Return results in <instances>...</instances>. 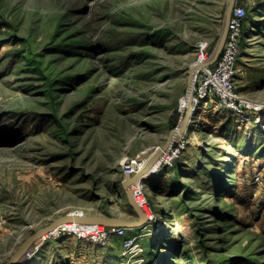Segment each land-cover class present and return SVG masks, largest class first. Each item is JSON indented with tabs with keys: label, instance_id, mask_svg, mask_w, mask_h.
<instances>
[{
	"label": "rangeland",
	"instance_id": "374dc122",
	"mask_svg": "<svg viewBox=\"0 0 264 264\" xmlns=\"http://www.w3.org/2000/svg\"><path fill=\"white\" fill-rule=\"evenodd\" d=\"M240 1L237 104L194 106L139 186L148 222L106 242L104 224L61 225L23 264H264V0ZM227 3L0 0V264L61 215L138 218L123 159L180 126Z\"/></svg>",
	"mask_w": 264,
	"mask_h": 264
},
{
	"label": "water",
	"instance_id": "95a60500",
	"mask_svg": "<svg viewBox=\"0 0 264 264\" xmlns=\"http://www.w3.org/2000/svg\"><path fill=\"white\" fill-rule=\"evenodd\" d=\"M236 0H228L226 12H225V19L223 28L221 31V35L218 41V44L215 48L214 54L211 57L209 61H207L208 65L214 64L217 59L220 57L221 52L224 48L225 41L228 35L229 26H230V20L232 15L233 6ZM193 72H194V65H191L189 68V78H188V87L189 90L192 85V79H193ZM194 96L193 92L190 96V104L187 108L186 115L182 121V123L179 126V132L185 133L187 130V127L190 122L191 115L194 111ZM175 130H171L170 135L167 139V141L161 145L145 162V164L141 167V169L135 173V174H125L123 180H122V186L125 189L128 197V201L131 203V205L134 207V209L137 211L138 218L137 219H125L121 217H106V216H100V215H87V214H80V213H68L59 216L58 218L54 219L51 223L44 225L38 229H36L31 235H29L18 247V249L8 258L6 262L3 264H23L25 261V257L28 256V250L32 248V245L45 236V234L50 233L54 231L59 225L67 223V222H77V223H86V224H104L106 226L109 225H118V226H126L128 228L133 227H139L143 226L148 222V215L146 212L142 209V207L139 206L138 201L135 197V191L136 187L138 186V182L140 181V178L143 177V175L150 169L152 166L159 161L163 151L167 149L170 144L172 143V137Z\"/></svg>",
	"mask_w": 264,
	"mask_h": 264
},
{
	"label": "built area",
	"instance_id": "2783aa9c",
	"mask_svg": "<svg viewBox=\"0 0 264 264\" xmlns=\"http://www.w3.org/2000/svg\"><path fill=\"white\" fill-rule=\"evenodd\" d=\"M246 15V6L240 0H237L234 5V12L232 14V18L230 20V28L228 31V35L225 41L224 48L222 53L224 57L220 60V57L216 61V68H211L210 73L203 71L201 73V78L198 81L194 82L195 85V97L194 106L198 105V102L202 99H205L206 96L212 98L215 96L217 100L221 101L222 105H227L231 108H234L237 104V100L239 99L238 94L236 93V83H234V76L236 74L235 65L237 62V56L240 52V47L238 44L241 43V36L243 35V24L244 17ZM229 42L227 43V41ZM233 42V43H232ZM206 48V42H204L201 46V49ZM226 49V51H224ZM221 53V54H222ZM201 55V54H200ZM221 56V55H220ZM228 63V64H226ZM232 63V64H230ZM226 64V65H223ZM200 74V73H198ZM200 104V103H199ZM174 143L172 142L168 149L163 153L160 157V161L165 165L170 163L172 159V154H174ZM143 157H139L132 160H126L123 163V171L125 174H134L138 172L141 167L145 164L143 163ZM141 188V187H140ZM139 187L136 189V195L140 196L141 189ZM145 203V201H142ZM99 225V224H98ZM109 226H104V230L108 229ZM119 228L120 232L123 230V227H112L105 232L102 231L101 237H104V241L106 242L109 236L113 235L115 229ZM103 229L102 227L100 228ZM119 232V233H120Z\"/></svg>",
	"mask_w": 264,
	"mask_h": 264
},
{
	"label": "bare ground",
	"instance_id": "6f19581e",
	"mask_svg": "<svg viewBox=\"0 0 264 264\" xmlns=\"http://www.w3.org/2000/svg\"><path fill=\"white\" fill-rule=\"evenodd\" d=\"M236 2H237V0L235 1V3H234V5L236 4ZM248 11V10H247ZM233 12H234V6H233V10H232V14H233ZM231 18H232V15H231ZM245 22V21H244ZM250 24H248V26H249ZM213 54H214V52L207 58V59H205V60H201V61H198V62H196V63H194L193 65H194V72H193V79H192V85H191V88H190V90L188 91V106H189V104H190V96H191V93L193 92V96L195 95V88H194V85H193V83H194V79H195V74H196V70H198V69H200V68H205L203 71H205V72H208V73H210V71H211V68H213L215 65H213L212 67H209L210 65H208L207 64V61H209L210 59H211V57L213 56ZM219 59V58H218ZM217 59V60H218ZM226 64H228V63H226ZM226 64H223V65H226ZM230 64H232V63H230ZM203 71H202V73H203ZM237 93V92H236ZM238 94V93H237ZM193 104H194V101H193ZM192 116V115H191ZM190 120H191V118H190ZM175 130V132H174V134H173V137H172V142H174V141H176L177 139H179V138H181V137H183V134L181 133V132H179V127H177V128H175L174 129ZM159 148V147H158ZM157 148V149H158ZM156 149V150H157ZM168 149V148H167ZM167 149H165L164 151H163V153H165V151L167 150ZM155 149H152L149 153H146V152H144L143 153V155H141V158L143 157L144 159H142L143 161V163H145L146 161H147V159L156 151ZM151 152H153L152 154H151ZM162 153V154H163ZM128 158L126 157V158H124L123 159V161H126ZM124 163V162H123ZM158 163V161L152 166V168L156 165ZM161 164H163L162 162H160V165ZM164 165V164H163ZM152 168H150L144 175H143V177L142 178H140V181L137 183L138 184V186L136 187V189L140 186V184L143 182V180H145V178H146V176L148 175V173L152 170ZM137 173V172H136ZM135 174V173H134ZM136 189H134V191H135V197H136V199H137V201H138V204H139V206L140 207H142V209H144V210H146L144 207H143V200L140 198L141 196H137L136 195ZM149 215V214H148ZM68 223H72V224H83V225H98V224H86V223H77V222H73V221H71V222H67V223H64V224H68ZM64 224H61V225H64ZM61 225H59L58 227H60ZM113 226H116V225H109V227H108V229H110V228H112ZM57 227V228H58ZM120 227H123V229H126V228H128V227H126V226H120ZM157 227V226H156ZM56 228V229H57ZM108 229H105L104 230V226H103V229L101 230V231H99V233L100 234H102V231H106V230H108ZM119 231H120V229L119 228H117V229H115V234L116 235H118L119 234ZM80 232H82L83 233V231H80ZM101 239H103L104 240V237H101ZM30 250V249H29ZM28 250V251H29ZM27 251V252H28ZM28 254H30L29 252H28ZM27 254V255H28ZM28 257L26 256L25 257V260L27 259Z\"/></svg>",
	"mask_w": 264,
	"mask_h": 264
},
{
	"label": "crops",
	"instance_id": "0c3cea01",
	"mask_svg": "<svg viewBox=\"0 0 264 264\" xmlns=\"http://www.w3.org/2000/svg\"><path fill=\"white\" fill-rule=\"evenodd\" d=\"M142 184V183H141ZM141 184H140V186H141Z\"/></svg>",
	"mask_w": 264,
	"mask_h": 264
}]
</instances>
